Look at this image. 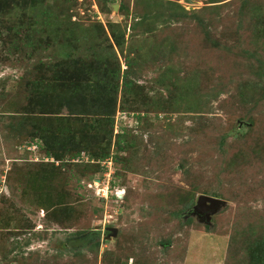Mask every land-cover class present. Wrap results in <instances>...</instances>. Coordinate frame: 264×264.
<instances>
[{"label":"rangeland","instance_id":"obj_1","mask_svg":"<svg viewBox=\"0 0 264 264\" xmlns=\"http://www.w3.org/2000/svg\"><path fill=\"white\" fill-rule=\"evenodd\" d=\"M24 1L0 6V34L13 43L0 39V196L31 223L5 230L0 264H251L234 249L229 256L228 246L229 236L264 230V101L255 103L264 0ZM33 79L50 103L33 111L31 127L47 126L71 147L46 158L58 166L48 188L59 202L45 210L20 198L22 184L6 182L15 161L24 167L45 157L42 140L22 141L15 128L28 122L19 109ZM68 82L84 90L82 103L72 96L74 113L57 99L69 95ZM109 85L116 100L105 113ZM82 116L86 125L106 124L104 142H67V119ZM201 194L224 200L210 220L194 213ZM56 209L67 212L62 223L52 219Z\"/></svg>","mask_w":264,"mask_h":264},{"label":"trees","instance_id":"obj_2","mask_svg":"<svg viewBox=\"0 0 264 264\" xmlns=\"http://www.w3.org/2000/svg\"><path fill=\"white\" fill-rule=\"evenodd\" d=\"M4 1L5 0H0V6L2 5ZM14 1H15V5L17 6L18 3H20L22 0H14ZM22 3L24 4L30 3L31 5L32 3L34 4L35 2L34 0H30V1L25 0ZM11 7L12 6H10L8 9H4L5 10L4 12L10 13L11 10L9 9ZM121 7H123L124 10L126 8L124 5H121ZM257 8L259 9V11H261L260 6H257ZM262 16H264V14H262L261 17ZM134 19L138 22L143 21L142 16H136ZM0 39L2 41L1 44L4 47L5 45L10 46L13 44L7 40V36L5 34H0ZM118 42L120 43L119 40ZM121 49L122 51H124V47L121 46ZM5 55L7 56V60H10V57L8 56V54H5ZM24 55H27L28 57L30 56V54H27V53ZM130 67H131V64L128 66V68L130 69ZM259 69H261L262 72L264 73V66ZM43 85L44 84H42L38 79H33L32 81L30 80L26 83V88L28 92L27 96L29 98H28V102H25L22 106H20L21 109H19V114L21 115L20 119H24L28 122L23 123V122L18 121V123H16L17 126H15V128L17 129L16 133H19L20 136H24L21 138L22 141L30 142L26 140L25 138H31V139L37 138V139L42 140L43 143H42L41 148L44 150L45 157L37 161L34 160L32 163H28V166H24V167L22 166L18 167L17 165H15L17 164L15 161L14 165L7 171V176H6V182L8 181L7 184L10 188H13V189L18 188L17 186L12 185L11 184L12 182L14 184L15 182L16 184L18 183L17 185L22 184L20 198L24 202L28 201L31 205L38 208L39 210L48 209L52 207L53 205H56L57 202H59L57 199L54 198L56 195H54L53 192H51V189L48 188L49 186L48 179H50L51 176L56 174V172H54L53 169H55V167L58 168V166H55L54 161L48 160L46 158L54 156L57 159L58 158L61 159L62 153L65 152L66 149L68 150L71 148L70 146L65 147L62 137L60 136L57 138L56 136H54L53 132H51V129H49L47 126H44L42 124H36L35 129L34 127L33 128L31 127L32 125L31 123L33 122L31 118H32V114H34L33 111H39L41 113H44L43 110L47 109L50 103V101H48L49 94L41 90V87H43ZM130 85L131 84L128 82L125 88L126 89L128 88V90H126L127 93L133 94L134 89L131 88ZM67 86H68L69 95L66 96V98L64 99L63 96L58 94L57 99L60 105L61 103L64 102V100L65 101L68 100L66 102L67 108L72 113H74L72 110L73 103H74L72 96H76L80 94L81 101L79 100V96L77 98H78V101L82 103L83 95L81 93L84 90L79 91L78 84L76 86H72V85L69 86V82H68ZM257 86L259 89L257 93H259L260 95L257 96V101H255V103L264 101V81H263V84L258 83ZM53 91H56V90L53 88ZM112 91L114 92V89L112 88L111 85H109V89L107 91L108 94L106 95L105 98L100 94V92H98L97 94L94 93L96 95V98L98 94L102 96L101 99L104 101L101 104H102V107L106 109L105 113H108L110 111L107 108L112 107L113 101L115 102L116 100V97L112 93ZM74 110H77L76 111L77 113H82L81 115L87 114V112H85L83 109L79 110V109L74 108ZM67 120H68L67 127H66L67 142L71 141L73 144L81 145L82 148H84L85 146L88 147L91 144L93 146L94 144H97V142H100V141L104 142L102 140L104 139L103 133L104 134L106 133V131L104 130L107 126L106 124H104L103 121L99 120L98 118L93 120L92 122L88 120L89 123L87 125H86L87 121L85 118H83V116L80 118L69 117ZM83 121H86V122H83ZM88 125H90V128H91L90 130H88L87 128ZM111 126H113V124ZM112 128L114 129V126ZM112 128H110L109 126L110 133H111ZM86 130H88L87 134L89 135V137L85 136ZM125 134H126V131L122 129L120 132L117 133V137L119 136V137L124 138ZM21 143L22 142L18 141V144H21ZM96 148H98V146L92 149L94 150ZM127 149H128L127 146H124V145H121V146L119 145L117 147L118 152L119 151L121 152V150L125 151ZM80 150L81 149H79L78 150L79 152H77L79 153L78 156L81 155L82 153H86L84 152V150L83 151L82 150L80 151ZM101 152L102 151H97L95 154L93 153L92 156H98L100 159H105L109 157L107 152H104V153H101ZM250 152H252L253 154H259L257 151H254V150H250ZM121 156L122 154H119V156H117L114 159L118 158V161H119L121 159ZM15 160H17V158ZM90 163H93V162H90ZM6 195L7 194H2L0 196V202L3 204H7L5 206L0 207V235L2 236V237L0 236V255L1 257L2 255L6 253V249L9 248L7 236L4 235V233H6L5 230L17 229V228H21L20 230H22V227H27L28 225L30 226V223H31V221L28 220L24 215H19V216L16 215L17 208L15 206V202L10 200L9 197ZM192 198L193 197L189 198L188 201L183 202V207H182L183 209L191 207V205L194 202L192 201ZM56 211L57 212L51 213V216L55 217L52 219H54V221H56L57 223H62L63 218H61V216L64 218L67 217L66 216L67 212H65L66 214L63 213L61 215L60 213L61 211L57 209ZM44 215L46 217V213ZM250 232H251L250 235H244V233L240 234V236L236 235V238H237L236 240H231V237L229 236L230 240H229V246H228L229 247L228 255L230 256L231 251L234 249V251L237 252L235 253L234 258H236L237 260L241 261V259H245L246 261L244 263H246L247 259L245 258V256L247 255L250 257V262H252L251 264H264V230L258 232L257 234H256L257 230H253V231L251 230ZM253 232H255V234ZM93 237H94L93 232H91V234H88L86 239L91 241ZM95 246L97 247L98 244H95ZM235 247L237 249H235ZM239 247L241 248V250H238Z\"/></svg>","mask_w":264,"mask_h":264},{"label":"water","instance_id":"obj_3","mask_svg":"<svg viewBox=\"0 0 264 264\" xmlns=\"http://www.w3.org/2000/svg\"><path fill=\"white\" fill-rule=\"evenodd\" d=\"M187 2H193L192 0H186ZM115 7L117 6L114 5ZM224 202V200L214 197L207 194H201L198 196L197 203L195 204L193 210L194 213H198L199 215L203 214L205 217L210 220L211 219V213L215 210L218 205ZM106 231H112V236H116L118 233L117 227L107 226Z\"/></svg>","mask_w":264,"mask_h":264},{"label":"bare ground","instance_id":"obj_4","mask_svg":"<svg viewBox=\"0 0 264 264\" xmlns=\"http://www.w3.org/2000/svg\"><path fill=\"white\" fill-rule=\"evenodd\" d=\"M121 195V194H120Z\"/></svg>","mask_w":264,"mask_h":264}]
</instances>
